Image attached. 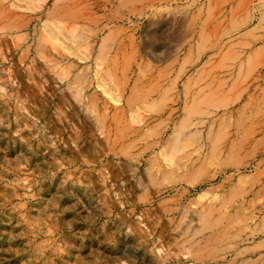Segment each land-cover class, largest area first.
Returning a JSON list of instances; mask_svg holds the SVG:
<instances>
[{"label": "rangeland", "instance_id": "obj_1", "mask_svg": "<svg viewBox=\"0 0 264 264\" xmlns=\"http://www.w3.org/2000/svg\"><path fill=\"white\" fill-rule=\"evenodd\" d=\"M247 261L264 0H0V264Z\"/></svg>", "mask_w": 264, "mask_h": 264}, {"label": "bare ground", "instance_id": "obj_2", "mask_svg": "<svg viewBox=\"0 0 264 264\" xmlns=\"http://www.w3.org/2000/svg\"><path fill=\"white\" fill-rule=\"evenodd\" d=\"M177 137V136H176ZM174 139H176V138H174ZM175 141V140H174ZM174 145V144H173ZM172 150V149H171ZM173 153V152H172ZM209 219L208 220H205L204 221V223H205V225H207L208 223H209ZM205 228H210V227H205ZM198 260V259H197ZM258 262V261H257ZM244 264H255V262H252V261H247V262H245ZM259 264V263H258Z\"/></svg>", "mask_w": 264, "mask_h": 264}]
</instances>
